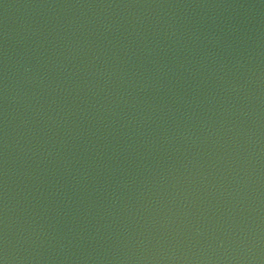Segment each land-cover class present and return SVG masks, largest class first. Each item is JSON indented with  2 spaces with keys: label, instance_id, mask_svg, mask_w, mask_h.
Instances as JSON below:
<instances>
[{
  "label": "water",
  "instance_id": "1",
  "mask_svg": "<svg viewBox=\"0 0 264 264\" xmlns=\"http://www.w3.org/2000/svg\"><path fill=\"white\" fill-rule=\"evenodd\" d=\"M3 264H264V0H0Z\"/></svg>",
  "mask_w": 264,
  "mask_h": 264
},
{
  "label": "snow or ice",
  "instance_id": "2",
  "mask_svg": "<svg viewBox=\"0 0 264 264\" xmlns=\"http://www.w3.org/2000/svg\"><path fill=\"white\" fill-rule=\"evenodd\" d=\"M0 264H3V261H0Z\"/></svg>",
  "mask_w": 264,
  "mask_h": 264
}]
</instances>
